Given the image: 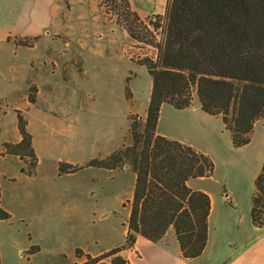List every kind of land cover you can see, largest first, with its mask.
<instances>
[{
	"label": "trees",
	"instance_id": "trees-1",
	"mask_svg": "<svg viewBox=\"0 0 264 264\" xmlns=\"http://www.w3.org/2000/svg\"><path fill=\"white\" fill-rule=\"evenodd\" d=\"M102 6L129 35L158 50L137 61L153 77L151 100L145 120L131 115L127 138L131 143L86 165L60 161L59 175L85 166L109 170L131 167L135 185L127 220L126 242L98 255L76 248L74 264H133L123 251L132 248L137 234L158 242L173 227L185 258L200 256L209 238L212 198L189 186L188 180L214 174L212 157L194 146L157 132L161 106L178 109L192 104L197 94L202 109L221 115L235 147L252 141L255 124L264 117V0H167L165 14L144 18L131 0H102ZM38 37H34L33 41ZM33 41L17 39L18 44ZM38 86L29 88V100L37 103ZM19 142H5L7 154L19 156L28 174L37 173L39 158L33 146L25 110H17ZM228 196V193H227ZM1 198V189H0ZM253 223L264 225V163L252 194ZM0 205V219L10 218ZM32 247L31 253L39 250ZM1 264V263H0Z\"/></svg>",
	"mask_w": 264,
	"mask_h": 264
},
{
	"label": "crops",
	"instance_id": "crops-1",
	"mask_svg": "<svg viewBox=\"0 0 264 264\" xmlns=\"http://www.w3.org/2000/svg\"><path fill=\"white\" fill-rule=\"evenodd\" d=\"M70 1V8L64 6V0L42 3L44 13L60 22L54 29L51 22L40 23L39 27L36 21L24 24L20 34L6 33L5 39L11 43L16 59L23 61L25 68L19 65L17 72L28 70L33 78L27 92L10 107L5 101L7 86L3 80L9 67V56L0 51L1 160L7 161L12 157L27 165L19 156L7 154L4 146L5 142L22 139L17 110L26 111L33 146L39 158L37 169L52 163L57 171L60 161L79 164L75 157L88 148L89 136L107 137L101 143L111 146L107 156L127 142L131 115L138 114L143 120L147 117L153 77L137 59L138 55L146 54L156 58L158 50L132 38L116 18L106 10H100L102 0ZM136 10L144 17L139 9ZM10 35L23 39L39 37L33 45H24L18 44L15 38L9 39ZM137 67L146 69L151 76L144 100L137 83ZM33 84L38 86L36 104L29 100V88ZM90 117L96 118V122H90ZM157 132L212 156L209 145L204 146L199 140L217 134L228 135V132L232 140L222 116L205 112L197 94H194L192 104L184 109L164 102ZM2 176L10 177L6 171L0 170ZM205 178H191L188 184L194 189L209 192L197 181ZM252 205L251 202L249 214L246 211L242 213L238 203L228 197V218L224 213L214 215L212 205L208 244L196 258L183 256L173 227L158 242L138 233L135 246L125 249L124 254L133 264H137L134 256L146 264H264V225L258 227L253 223Z\"/></svg>",
	"mask_w": 264,
	"mask_h": 264
},
{
	"label": "rangeland",
	"instance_id": "rangeland-1",
	"mask_svg": "<svg viewBox=\"0 0 264 264\" xmlns=\"http://www.w3.org/2000/svg\"><path fill=\"white\" fill-rule=\"evenodd\" d=\"M48 1L0 0V51L9 56L3 80L7 86L5 101L10 107L27 92L33 75L28 70L17 72L19 65L23 67V61L16 59L14 48L5 39L6 33L20 34L24 24L36 21L39 27L40 23L50 22L53 29L57 27L60 22L45 14L41 7ZM131 2L144 18L166 12L167 0ZM70 3L64 0L66 8H70ZM101 9L105 7L101 5ZM12 35L9 39L15 38ZM137 72L140 96L144 100L151 76L141 67H137ZM92 121L96 122V118L90 117ZM106 138L89 136L88 148L75 157L79 164L86 165L92 157H104L111 149L101 145ZM130 143L131 139L127 138L125 145ZM199 143L208 144L213 152V156L209 155L215 162L214 174L197 181L208 189L214 215L224 213L228 218V197L238 203L242 213L249 214L255 179L264 162V117L254 128L248 146L235 147L229 132ZM0 170L10 176L0 177V205L11 214L10 218L0 219L1 264H74L85 260V257H76L77 247L97 255L125 243L130 215L128 200L132 198L135 184L130 166L119 171L85 166L75 173L59 175L52 163H48L31 176L28 165L10 157L7 161L0 159ZM35 245L40 248L31 253ZM133 259L137 264H146L136 256Z\"/></svg>",
	"mask_w": 264,
	"mask_h": 264
}]
</instances>
